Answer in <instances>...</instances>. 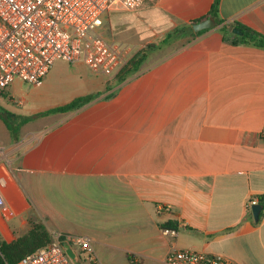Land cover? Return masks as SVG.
I'll return each instance as SVG.
<instances>
[{
	"label": "crops",
	"instance_id": "1",
	"mask_svg": "<svg viewBox=\"0 0 264 264\" xmlns=\"http://www.w3.org/2000/svg\"><path fill=\"white\" fill-rule=\"evenodd\" d=\"M214 1L106 14L105 38L137 46L131 56L157 45L124 80L80 63L55 84L17 77L0 93L1 239L42 223L91 238L95 259L72 246L74 264H166L172 248L264 264V213L247 206L264 195V47L222 31L238 22L264 34V0H220L213 28L164 41Z\"/></svg>",
	"mask_w": 264,
	"mask_h": 264
},
{
	"label": "built area",
	"instance_id": "2",
	"mask_svg": "<svg viewBox=\"0 0 264 264\" xmlns=\"http://www.w3.org/2000/svg\"><path fill=\"white\" fill-rule=\"evenodd\" d=\"M156 0H0V93L15 78L40 84L57 59L80 60L109 76L133 57L131 48L110 41L97 31L105 15L114 10H135ZM0 178V204H3ZM258 203L248 200V209ZM175 236L176 228L164 227ZM78 246L95 259L93 243L86 235L54 232L47 245L14 264H74L67 248ZM166 264H235L221 254L172 248Z\"/></svg>",
	"mask_w": 264,
	"mask_h": 264
},
{
	"label": "trees",
	"instance_id": "3",
	"mask_svg": "<svg viewBox=\"0 0 264 264\" xmlns=\"http://www.w3.org/2000/svg\"><path fill=\"white\" fill-rule=\"evenodd\" d=\"M219 5H220V0H215L211 10L206 15L193 20V23L200 22L209 17H217L219 12ZM103 23L105 25V18ZM193 23L176 27L172 32L168 33L164 41L165 42L169 41L182 34H189L194 37L204 31L202 30L195 32L193 28ZM106 24L110 25L109 22H107ZM234 27H238L240 30H242L243 35L233 34L234 36V39H232L233 43H243V44H250V45L264 47L263 33L253 28L247 27L243 24H240L238 22L225 24L222 27V31L224 34L227 32L230 33ZM156 46H157L156 44L150 43L146 46V48L136 52L133 55V57L130 59V61L122 68L120 74V80H124L128 76L135 73L147 58L149 51L155 48ZM91 98H92L91 95L80 97L71 101L66 105L54 108L49 112L74 110L79 108L84 102L90 100ZM257 198H258V203L262 206V210L260 213V219H261L264 213V195H259ZM170 228H174V227L170 226ZM51 240H52V235L47 230L46 226L42 223H35L32 229L28 233L18 237L17 239L11 242H7L6 240L0 238V264H14L25 255L32 253L37 249H39L40 247L47 245L48 243L51 242Z\"/></svg>",
	"mask_w": 264,
	"mask_h": 264
},
{
	"label": "rangeland",
	"instance_id": "4",
	"mask_svg": "<svg viewBox=\"0 0 264 264\" xmlns=\"http://www.w3.org/2000/svg\"><path fill=\"white\" fill-rule=\"evenodd\" d=\"M126 13L127 12H119V14L117 13L118 15H114L113 14V17L111 19L112 22H113V25H114L113 27H117L118 24H120L119 27H121V25H122V19H121L122 18V14H126ZM125 26H126V24H125ZM97 31L101 32L103 35L105 34L107 36V38L110 37V35H108V34H110V32L106 30V26L104 25V23H103L102 27L99 28ZM113 40L116 42V44H118L120 46H127L128 49L131 48V53L129 51V54L130 55L132 53H134L136 50H138V47L137 46L133 45L132 43H128V44L127 43H122L123 41H120V38L118 39V37L116 38V36H113ZM83 59H84L83 58V55H82V58L80 60H75V61H69V60H65V59H62V58L57 59L53 63V65H52V67L50 69V74H52V77L49 80H46L44 78L45 80L43 79V84L38 85V86H43V85L46 86V85H48L50 83L55 84L57 82L56 76H55V73L56 72H58V73L59 72H62V73H70L74 69H77V67H79V64L80 63L86 64ZM27 83H29V82H27ZM30 84H34V83H30ZM82 253H83L82 254L83 256L84 255H87L86 252H82Z\"/></svg>",
	"mask_w": 264,
	"mask_h": 264
},
{
	"label": "water",
	"instance_id": "5",
	"mask_svg": "<svg viewBox=\"0 0 264 264\" xmlns=\"http://www.w3.org/2000/svg\"><path fill=\"white\" fill-rule=\"evenodd\" d=\"M214 26H215V20L211 17L204 19L200 22L193 23V28L196 32L202 31V30L208 29V28H213ZM233 33H235L237 35H243V31L240 30L238 27L233 28ZM261 210H262V206L260 204L253 205L252 212H253V215H254L256 220H259ZM67 252L71 256V258L74 259L75 256H74L73 249L71 247L67 248Z\"/></svg>",
	"mask_w": 264,
	"mask_h": 264
}]
</instances>
